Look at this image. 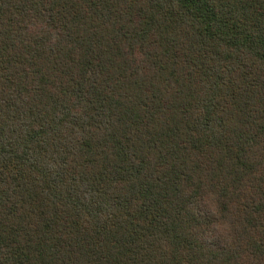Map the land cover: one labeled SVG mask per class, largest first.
Wrapping results in <instances>:
<instances>
[{"label": "trees", "instance_id": "obj_1", "mask_svg": "<svg viewBox=\"0 0 264 264\" xmlns=\"http://www.w3.org/2000/svg\"><path fill=\"white\" fill-rule=\"evenodd\" d=\"M0 264H264V0H0Z\"/></svg>", "mask_w": 264, "mask_h": 264}, {"label": "clouds", "instance_id": "obj_2", "mask_svg": "<svg viewBox=\"0 0 264 264\" xmlns=\"http://www.w3.org/2000/svg\"><path fill=\"white\" fill-rule=\"evenodd\" d=\"M219 195L212 188L208 187L202 194V204L215 218L211 224L212 228L221 239L230 241L233 236L235 225L231 219L225 218L219 212Z\"/></svg>", "mask_w": 264, "mask_h": 264}]
</instances>
